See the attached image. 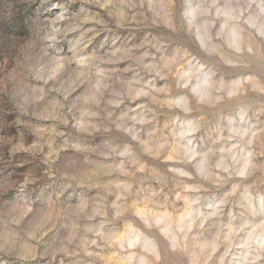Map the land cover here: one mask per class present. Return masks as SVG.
Wrapping results in <instances>:
<instances>
[{
	"label": "clouds",
	"instance_id": "9594fccd",
	"mask_svg": "<svg viewBox=\"0 0 264 264\" xmlns=\"http://www.w3.org/2000/svg\"><path fill=\"white\" fill-rule=\"evenodd\" d=\"M0 32V264H264V0H26Z\"/></svg>",
	"mask_w": 264,
	"mask_h": 264
},
{
	"label": "rangeland",
	"instance_id": "374dc122",
	"mask_svg": "<svg viewBox=\"0 0 264 264\" xmlns=\"http://www.w3.org/2000/svg\"><path fill=\"white\" fill-rule=\"evenodd\" d=\"M59 2L64 8L68 9L70 14L75 15L80 13L83 0H59ZM24 6H26V0H0V20H6L8 13L15 12L17 8L23 11ZM57 11H60V9H57ZM24 26L25 18L20 17L9 31L22 32ZM0 38L3 39L10 52L14 54L17 51L14 47V38L9 36L7 32H0ZM102 42V37H97L94 43L98 46Z\"/></svg>",
	"mask_w": 264,
	"mask_h": 264
}]
</instances>
